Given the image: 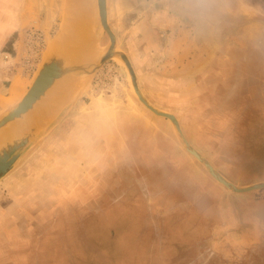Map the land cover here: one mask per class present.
I'll use <instances>...</instances> for the list:
<instances>
[{"label":"rangeland","instance_id":"1","mask_svg":"<svg viewBox=\"0 0 264 264\" xmlns=\"http://www.w3.org/2000/svg\"><path fill=\"white\" fill-rule=\"evenodd\" d=\"M67 1L0 2L21 22L0 45V114L17 101L7 98L12 79L28 87L65 15L69 22ZM107 9L115 54L60 84L70 100L0 178V264H132L125 258L142 249L146 260L151 248L153 264H264L256 255L264 187L234 192L217 181L172 122L138 99L118 54L129 58L142 95L176 116L220 175L237 185L264 181V0H107ZM96 19L101 53L110 41ZM108 180L125 198L95 228L77 214L79 232L48 233L59 217L51 208L66 205L58 195L78 183L98 192L86 205L103 206Z\"/></svg>","mask_w":264,"mask_h":264},{"label":"water","instance_id":"2","mask_svg":"<svg viewBox=\"0 0 264 264\" xmlns=\"http://www.w3.org/2000/svg\"><path fill=\"white\" fill-rule=\"evenodd\" d=\"M93 2H96L97 4V21L109 36L110 42L108 48L105 51L101 52L96 59L90 62H79L77 60H72L67 63L63 59V57L58 55V52H54L47 56L41 63L36 75L33 78L32 83L30 84V86H28V89L26 93L22 96V98L16 101L10 108L6 109L2 114H0V129L5 127L11 121L24 116L30 109L34 107V104L38 101L40 102L37 104V106H41L47 101H49L53 95H51L50 92L48 94L47 91L53 86H55L60 78L70 74L81 75L93 72L105 60L115 54L114 49L116 45V39L112 29L108 24L107 0H92V4ZM65 17L66 18L63 20L58 31L63 30L64 32V29L66 28L68 23L67 16L65 15ZM118 54L120 55L125 66L127 67L131 78L133 90L136 93L138 99L154 114L164 116L172 122L184 142L185 149L196 159L202 162L207 168L208 172L217 181H219L225 187L231 189L234 192H247L253 189L264 187V181H258L247 185H237L220 175L214 169V167L195 148H193L189 144V142L183 135L180 123L176 116L171 112L158 109L142 95L137 84L136 74L129 58L123 52H119ZM53 92L54 89L52 90V93ZM49 118L50 117H47L44 122L40 125L34 124L28 130L18 135L12 136L0 146V178L10 171V169L14 166L15 162L21 156L23 150H25L30 145L31 140L33 138H36L38 136V133L43 129L44 123Z\"/></svg>","mask_w":264,"mask_h":264},{"label":"bare ground","instance_id":"3","mask_svg":"<svg viewBox=\"0 0 264 264\" xmlns=\"http://www.w3.org/2000/svg\"><path fill=\"white\" fill-rule=\"evenodd\" d=\"M72 2L73 6L71 7V18L69 19L64 32L63 30L58 31L57 41H51V43L48 44L47 49L43 54L44 57L42 56L43 58H46L54 52H58V55L63 57L67 63L72 60H77L79 62H90L96 59L100 54L99 47L96 46V38L93 29L95 24L94 21L97 17L96 2H93L92 4V0H88L91 25L89 16L87 14L88 10L86 6V0H68L67 3H65L68 5V3L71 4ZM70 78L78 77L70 74L60 78L58 83L47 91L49 94V92L52 93V90L54 89V92L52 93L53 96L49 101L41 106H37V104L40 102L38 101L34 104V107L30 109L24 116L11 121L5 127L1 128L0 146L12 136L18 135L28 130L34 124H42L44 120L47 117L52 116V114L61 105H64L67 100L69 101L72 94L69 97V90L67 87H64L60 84H68V82H73V80ZM32 81L33 80H31V83ZM78 88L75 92L78 91ZM27 89V83L24 80L19 77L13 78L8 88V100H20L26 93Z\"/></svg>","mask_w":264,"mask_h":264},{"label":"crops","instance_id":"4","mask_svg":"<svg viewBox=\"0 0 264 264\" xmlns=\"http://www.w3.org/2000/svg\"><path fill=\"white\" fill-rule=\"evenodd\" d=\"M4 1H7V7H9L8 5V1L10 0H0L1 3H3ZM14 2V0H11ZM167 13L169 14V11L167 10ZM21 24V22L19 20H17L15 17H10L8 16L5 11L0 12V45H2L10 36L11 34L14 32V30ZM108 162V161H107ZM107 166L111 167V161L110 163H107ZM110 172H112V175L115 176V169L111 168L109 169ZM111 179V177H110ZM73 182V181H71ZM112 182V180H111ZM108 180V184L107 186H109L111 188V190H105L104 192H102V199H104L105 205L103 206H88L86 205V199H95L94 197V193H98L95 191L88 190L87 189H78L79 188V184L76 183L74 185V189H72L70 191V196H64L62 194L58 195V199L61 201H64V203L66 204L64 205H57L52 207L51 209L55 212L54 214H57L59 217L56 218L54 220V225H52V228H49L48 233L52 232L54 235L56 236L58 234V229H60V233L58 235H68L74 231L79 232L81 225L78 223L77 218H74L72 216H76L77 214L80 215H87L88 216V220L90 221V223L92 224V226H97L98 224V215L103 214L104 212H106L107 208L113 204L116 203L117 200H119V202H122V200H120V198H125L124 194L118 195V191L112 190V185L113 183H111ZM73 185V183H72ZM118 203V202H117ZM49 213V212H48ZM53 213V212H52ZM89 223V222H88ZM89 223V224H90ZM84 226V225H83ZM95 228V227H94ZM258 228H251V230H257ZM242 230V229H241ZM243 233H240V236L243 237ZM51 236V237H53ZM141 235L139 234V237ZM149 239L146 238V242H149L147 247H153V243H155V240L153 241V238L151 236V233L148 234ZM138 240H140L139 238L137 239V243L136 245H140L138 243ZM61 243L64 242H69V244H78L80 243L82 240H72V239H67L64 238L62 240H60ZM241 239L238 241V243H236V245L241 246ZM41 244V242H39ZM253 243V242H251ZM55 245L56 241H55ZM61 245V244H60ZM151 250V252L149 253V256H146L147 259L144 260L142 259L143 254L141 253L142 249L136 250L133 253V256L129 259L125 258L127 260V262L132 264H141V263H155L158 261V258L156 256H154V254L152 253L153 249H149ZM139 251V252H138ZM262 254H264V250H260L257 251L256 255L261 256ZM141 258V259H140ZM64 262V261H62ZM61 264V263H60Z\"/></svg>","mask_w":264,"mask_h":264},{"label":"built area","instance_id":"5","mask_svg":"<svg viewBox=\"0 0 264 264\" xmlns=\"http://www.w3.org/2000/svg\"><path fill=\"white\" fill-rule=\"evenodd\" d=\"M39 35H40V33H37V36H36V38H39ZM5 55H6V53H5Z\"/></svg>","mask_w":264,"mask_h":264}]
</instances>
